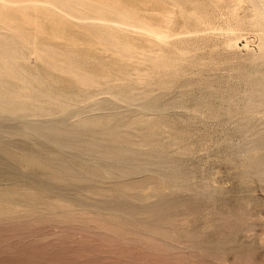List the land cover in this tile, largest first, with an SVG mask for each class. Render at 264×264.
Here are the masks:
<instances>
[{
  "label": "rangeland",
  "instance_id": "obj_1",
  "mask_svg": "<svg viewBox=\"0 0 264 264\" xmlns=\"http://www.w3.org/2000/svg\"><path fill=\"white\" fill-rule=\"evenodd\" d=\"M70 7L38 11V52L3 97L66 109L70 125L75 93L139 100L108 101L85 131L0 124V264H264L249 164L264 149V0Z\"/></svg>",
  "mask_w": 264,
  "mask_h": 264
},
{
  "label": "bare ground",
  "instance_id": "obj_2",
  "mask_svg": "<svg viewBox=\"0 0 264 264\" xmlns=\"http://www.w3.org/2000/svg\"><path fill=\"white\" fill-rule=\"evenodd\" d=\"M72 1L73 0H8L6 1V3L8 2L7 4L0 5V9H4L3 11H0V124L4 126H13L12 128H18L19 125L16 120H20L28 125L27 128H23V131L28 136L42 133L37 125L51 123V130H55L60 134L62 133L61 128L70 125L68 120L71 117L67 114L66 109L56 113L52 108H45L43 106L32 107L33 105H27L12 99H5L3 96L9 89V83L16 81L23 76L24 64L27 62L28 57L31 56V54L36 55L38 52V41L35 37V28L37 24L35 17L38 11L41 9L43 12H49L51 16H53L52 14L59 15L61 13L66 15V13L72 11V7H70ZM38 3L46 5L40 7L38 6ZM21 10L26 11L24 13V15H26L25 19L20 15ZM30 17H32L33 20L28 21V18ZM27 27L33 29V36L30 39L25 38ZM152 34L157 38L164 35L163 31L152 32ZM143 71L144 70L137 68L136 74L144 75ZM106 92L110 95H114V98L103 101V99L101 100L98 98L99 95H97V92H87L81 96H78L77 93L72 95L70 106L75 105L78 107L76 112L78 113V116L75 117V122L70 125L75 128L74 131H85L89 128L96 127V125H94L96 123L94 119L91 118L93 124H89L83 122L84 117L98 115V113H95L96 111L108 106H115L109 103L107 104L108 101L115 104L122 100L127 102L128 108H131L134 107L139 100L138 98L121 93L119 97V95L114 92ZM54 97L57 99L63 98L62 96ZM54 97H48V101H57L54 100ZM14 104H21L24 108L17 109ZM247 104H245V106ZM139 108L143 111L153 109L152 105L146 101L142 103L140 102ZM29 129L34 130L35 133L29 134L30 132H26L30 131ZM14 131L17 132V129H14ZM67 146L69 145L67 144ZM67 146L62 144L60 145V148H65L64 150L67 152H72L73 149ZM258 151L262 155L258 158H254L249 164L256 167L255 171L260 172L261 180L264 182V149L261 147ZM247 170L248 169H245V172Z\"/></svg>",
  "mask_w": 264,
  "mask_h": 264
}]
</instances>
